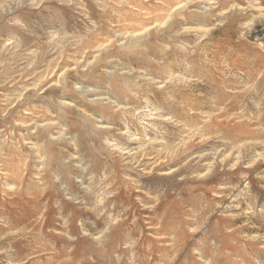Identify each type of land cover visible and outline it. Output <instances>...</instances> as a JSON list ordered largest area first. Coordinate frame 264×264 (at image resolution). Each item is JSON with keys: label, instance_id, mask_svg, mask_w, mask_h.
Instances as JSON below:
<instances>
[{"label": "rangeland", "instance_id": "1", "mask_svg": "<svg viewBox=\"0 0 264 264\" xmlns=\"http://www.w3.org/2000/svg\"><path fill=\"white\" fill-rule=\"evenodd\" d=\"M0 264H264V0H0Z\"/></svg>", "mask_w": 264, "mask_h": 264}]
</instances>
